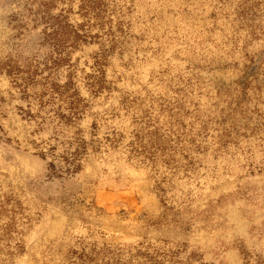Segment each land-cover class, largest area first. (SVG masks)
<instances>
[{
    "label": "rangeland",
    "instance_id": "374dc122",
    "mask_svg": "<svg viewBox=\"0 0 264 264\" xmlns=\"http://www.w3.org/2000/svg\"><path fill=\"white\" fill-rule=\"evenodd\" d=\"M0 264H264V0H0Z\"/></svg>",
    "mask_w": 264,
    "mask_h": 264
}]
</instances>
